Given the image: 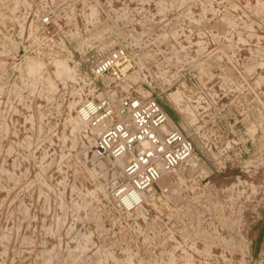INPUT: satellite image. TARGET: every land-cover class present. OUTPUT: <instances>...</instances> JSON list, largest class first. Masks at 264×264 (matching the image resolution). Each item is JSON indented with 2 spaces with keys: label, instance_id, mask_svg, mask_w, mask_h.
Here are the masks:
<instances>
[{
  "label": "rangeland",
  "instance_id": "obj_1",
  "mask_svg": "<svg viewBox=\"0 0 264 264\" xmlns=\"http://www.w3.org/2000/svg\"><path fill=\"white\" fill-rule=\"evenodd\" d=\"M17 3L0 0V264H264V0L50 11L79 21L68 32L100 19L93 35L131 55L128 83L154 91L195 143L168 190L131 212L111 198L124 162L98 158L76 124L72 65L60 60L64 82L29 37L48 11Z\"/></svg>",
  "mask_w": 264,
  "mask_h": 264
},
{
  "label": "built area",
  "instance_id": "obj_2",
  "mask_svg": "<svg viewBox=\"0 0 264 264\" xmlns=\"http://www.w3.org/2000/svg\"><path fill=\"white\" fill-rule=\"evenodd\" d=\"M22 1L17 4L48 11L30 23L29 37L39 41L42 50H48L39 53L41 59H65L72 65L78 86L77 116L95 154L100 159L124 162V180L111 195L114 209L136 210L162 177L195 158L193 139L185 130L171 125L172 118L154 91L144 83H128L134 72L131 55L127 47L106 46V35H93L92 31L102 25L100 19H90L85 33L68 32L65 27L79 21L63 23L50 12L106 11V0Z\"/></svg>",
  "mask_w": 264,
  "mask_h": 264
},
{
  "label": "bare ground",
  "instance_id": "obj_3",
  "mask_svg": "<svg viewBox=\"0 0 264 264\" xmlns=\"http://www.w3.org/2000/svg\"><path fill=\"white\" fill-rule=\"evenodd\" d=\"M130 1V0H129ZM257 1V0H256ZM17 2V1H16ZM117 2V1H116ZM121 2V1H120ZM225 2V1H224ZM115 3V2H114ZM14 5H16V4H14ZM13 5V6H14ZM137 5V4H136ZM118 6V5H117ZM138 6V5H137ZM116 7V6H115ZM160 7V6H159ZM263 7V6H262ZM117 8V7H116ZM123 9V8H122ZM133 9V8H132ZM263 10V9H262ZM25 11V10H24ZM126 11V10H125ZM127 12V11H126ZM167 12V11H166ZM23 13V12H22ZM240 17V16H239ZM20 18V17H19ZM26 19V18H25ZM238 20V19H237ZM257 21V20H256ZM18 22V21H17ZM17 24V23H16ZM29 24V23H28ZM242 24V23H241ZM254 24V23H253ZM19 25V24H18ZM28 26V25H27ZM244 26V25H243ZM254 26V25H253ZM256 26V25H255ZM258 27H260L259 25H258ZM24 28V27H23ZM255 29V28H254ZM264 31V30H263ZM258 32V31H257ZM203 36V35H202ZM264 36V35H263ZM256 38V37H255ZM202 39V38H201ZM205 39V38H204ZM239 40V39H238ZM250 40V39H249ZM261 41V40H260ZM39 43V42H38ZM207 43V42H206ZM197 44V43H196ZM205 44V43H204ZM6 45V44H5ZM13 45V44H12ZM206 45V44H205ZM211 45V44H210ZM198 46V45H197ZM208 47V46H207ZM9 48V47H8ZM260 48V47H259ZM249 50V49H248ZM255 51V50H254ZM5 52V51H4ZM261 52V51H260ZM6 53V52H5ZM196 54V53H195ZM254 56V55H253ZM193 57V56H192ZM133 62V61H132ZM60 69L61 70H64V72H65V76H62V71H61V73H60ZM53 72V71H52ZM55 73H56V75L59 77V78H61V79H63V81H64V79L65 78H68V77H71V67H70V65L69 64H67L66 62H64V61H58L57 63H56V71H55ZM134 74V73H133ZM41 75V74H40ZM39 75V76H40ZM44 75V74H43ZM41 77V76H40ZM49 77V76H48ZM36 82V81H35ZM65 82V81H64ZM45 84V83H44ZM43 84V85H44ZM64 84V83H63ZM35 85V84H34ZM37 85V84H36ZM66 85V84H65ZM40 86V85H39ZM53 86V85H52ZM51 86V87H52ZM35 87V86H34ZM55 87V86H54ZM57 89V88H56ZM48 90V89H47ZM66 92V91H65ZM37 94V93H36ZM176 94V93H175ZM178 95V94H177ZM43 97V96H42ZM63 97V96H62ZM181 97V96H180ZM64 98V97H63ZM179 97H175V101L176 102H178L179 101ZM36 100V99H35ZM64 100V99H63ZM61 101V100H60ZM21 102V101H20ZM31 102V101H30ZM38 102H39V100H38ZM32 104H33V102H32ZM36 104V103H35ZM9 105V104H8ZM43 105V104H42ZM6 106V105H5ZM12 106V105H11ZM17 106V105H16ZM41 106V105H40ZM25 107V106H24ZM70 107V106H69ZM6 108V107H5ZM9 109V108H8ZM27 109V108H26ZM37 109V108H36ZM69 109V108H68ZM46 110V109H45ZM68 111V110H67ZM15 112V111H14ZM17 113V112H16ZM37 113V112H36ZM68 114V113H67ZM48 115V114H47ZM31 116V115H30ZM34 116V115H33ZM50 116V115H49ZM24 117V116H23ZM73 117V116H72ZM17 118V117H16ZM38 118H39V116H38ZM55 118V117H54ZM79 119V118H78ZM78 119H76L75 121H76V124H81L82 125V122L80 121V120H78ZM25 120V119H24ZM64 120V119H63ZM15 122V121H14ZM12 123V122H11ZM56 123V122H55ZM2 125V124H1ZM0 125V126H1ZM2 127V126H1ZM34 127V126H33ZM64 127V126H63ZM62 127V128H63ZM28 128V127H27ZM21 130V129H20ZM13 131V130H12ZM31 131V130H30ZM3 132V131H2ZM24 133V132H23ZM27 133V132H26ZM26 133H25V135H26ZM68 133V132H67ZM24 135V134H23ZM66 135V134H65ZM73 136V135H72ZM15 137V136H14ZM79 137V136H78ZM74 138V137H73ZM22 139H23V137H22ZM14 140V139H13ZM18 141H20V140H18ZM61 141V140H60ZM89 143V142H88ZM76 144V143H75ZM54 145V144H53ZM62 146V145H61ZM93 146V145H92ZM2 149V148H1ZM67 150V149H66ZM57 152V151H56ZM95 152V151H94ZM46 153V152H45ZM0 154H1V152H0ZM6 157V156H5ZM44 159V158H43ZM49 159V158H48ZM51 159V158H50ZM59 161V160H58ZM118 161H120V160H118ZM190 161V160H189ZM191 161H192V159H191ZM45 162H46V160H45ZM9 163V162H8ZM21 164V163H20ZM23 165V164H22ZM117 166V165H116ZM116 169V168H115ZM17 170V169H16ZM60 171V170H59ZM120 171V170H119ZM122 173V172H121ZM124 179V178H123ZM242 179V178H241ZM159 183V185L164 189V190H166L167 188H169L170 186H171V184H173V183H171V180H170V178H169V176H167V175H165L164 177H162L161 178V180L158 182ZM242 185V184H241ZM248 186V185H247ZM231 187V186H230ZM235 189V188H234ZM168 190V189H167ZM222 190V189H221ZM238 190V189H237ZM242 190V189H241ZM150 192H153V189H150ZM166 192V191H165ZM242 192V191H241ZM168 193V192H167ZM154 195V194H153ZM153 199V198H152ZM147 200V199H146ZM32 202V201H31ZM148 202V201H147ZM1 204V203H0ZM146 204V203H145ZM48 205V204H47ZM135 211V210H134ZM48 214V213H47ZM13 216V215H12ZM11 216V217H12ZM144 216V215H143ZM20 218V217H19ZM22 218V217H21ZM49 218V217H48ZM15 221H16V219H15ZM25 221V220H24ZM20 222V221H19ZM47 224V223H46ZM24 225V224H23ZM49 227V226H48ZM32 229V228H31ZM42 230V229H41ZM19 233V232H18ZM53 237V236H52ZM49 242V241H48ZM83 242V241H82ZM39 243V242H38ZM82 244V243H81ZM24 245V244H23ZM77 246V245H76ZM85 250V249H84ZM104 258V257H103ZM19 260V259H18ZM114 263V262H113Z\"/></svg>",
  "mask_w": 264,
  "mask_h": 264
}]
</instances>
